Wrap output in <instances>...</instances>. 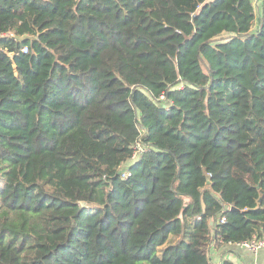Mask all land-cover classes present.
Segmentation results:
<instances>
[{"label":"trees","instance_id":"obj_1","mask_svg":"<svg viewBox=\"0 0 264 264\" xmlns=\"http://www.w3.org/2000/svg\"><path fill=\"white\" fill-rule=\"evenodd\" d=\"M0 35V264L264 238V0H0Z\"/></svg>","mask_w":264,"mask_h":264},{"label":"built area","instance_id":"obj_2","mask_svg":"<svg viewBox=\"0 0 264 264\" xmlns=\"http://www.w3.org/2000/svg\"><path fill=\"white\" fill-rule=\"evenodd\" d=\"M3 37L2 35H0V38ZM11 37V36H10ZM29 51L27 46H24L21 48V53L23 54H27ZM146 152V147H143L140 143H136L134 146V153L132 156V159L129 163V165H132L136 162L139 161V159L145 154ZM129 173L128 171H124L122 174V178L125 179L127 177H129ZM225 219H221L218 220V223H224ZM215 244H217L215 241H212L211 244L209 245V251H211L212 249L215 248ZM226 248H228L229 250H244L246 252H249L251 254H258L259 252H264V238H258V237H254L251 240L248 241H243V242H236V243H228L225 245ZM221 264H225V263H221ZM229 264H233L231 262H229Z\"/></svg>","mask_w":264,"mask_h":264},{"label":"crops","instance_id":"obj_3","mask_svg":"<svg viewBox=\"0 0 264 264\" xmlns=\"http://www.w3.org/2000/svg\"><path fill=\"white\" fill-rule=\"evenodd\" d=\"M235 253L234 262L229 261L228 255ZM211 254V264H221V263H233V264H264V252H259L254 255L244 250H229L224 246L218 247L215 244V248L210 251Z\"/></svg>","mask_w":264,"mask_h":264},{"label":"rangeland","instance_id":"obj_4","mask_svg":"<svg viewBox=\"0 0 264 264\" xmlns=\"http://www.w3.org/2000/svg\"><path fill=\"white\" fill-rule=\"evenodd\" d=\"M253 3H254V6H256V5H257V0H253ZM170 241H171L172 243H175V242H177V239L172 238ZM234 251H235V250H234ZM234 256H235V253H231V254H229V255H228V259H229V261L234 262ZM211 263H212V261H211ZM234 263H235V262H234Z\"/></svg>","mask_w":264,"mask_h":264},{"label":"water","instance_id":"obj_5","mask_svg":"<svg viewBox=\"0 0 264 264\" xmlns=\"http://www.w3.org/2000/svg\"><path fill=\"white\" fill-rule=\"evenodd\" d=\"M256 28H257V25H256ZM224 211H233L234 210V208H229L228 209V207L227 206H224V209H223Z\"/></svg>","mask_w":264,"mask_h":264}]
</instances>
